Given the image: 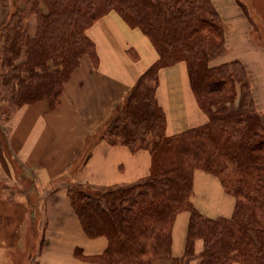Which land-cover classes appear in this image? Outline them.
Returning <instances> with one entry per match:
<instances>
[{
	"label": "trees",
	"instance_id": "1",
	"mask_svg": "<svg viewBox=\"0 0 264 264\" xmlns=\"http://www.w3.org/2000/svg\"><path fill=\"white\" fill-rule=\"evenodd\" d=\"M111 12L140 29L159 58L96 140L149 151L152 172L133 186L70 187L72 208L86 235L108 239L102 255L76 254L96 264H153L162 257L172 264H264V123L253 109L245 66L238 60L211 65L225 54V28L210 0H24L0 28V110L13 116L41 101L56 110L81 59L88 55L97 63L87 31ZM179 62L187 64L195 99L209 120L167 137L158 74ZM239 88L244 108L230 112ZM7 154L8 140L1 133L0 155ZM198 170L218 178L233 195L231 217H209L194 205ZM182 212L190 218L185 251L177 258L172 236Z\"/></svg>",
	"mask_w": 264,
	"mask_h": 264
},
{
	"label": "crops",
	"instance_id": "2",
	"mask_svg": "<svg viewBox=\"0 0 264 264\" xmlns=\"http://www.w3.org/2000/svg\"><path fill=\"white\" fill-rule=\"evenodd\" d=\"M3 1L0 28L24 0ZM210 1L225 28L226 53L214 66L236 60L245 66L253 109L261 114L264 123V50L252 36L254 24L237 0ZM87 35L96 45L97 63L88 55L81 59L64 87L61 105L54 111L44 101L25 105L10 122L9 156L4 158L9 170L0 157V264H17L20 254L29 256L27 264H96L83 257L102 255L108 248V239L86 235L72 208L70 187L133 186L152 172L149 151L133 152L105 140L91 144L89 139L105 126L116 109L124 106L141 75L158 60V53L140 29L128 26L116 12L98 20ZM187 72V64L179 62L158 74L157 100L167 116V137L201 127L209 120L195 99ZM241 95L239 88L235 105L243 107ZM15 160L20 167L19 180L13 169ZM202 172L194 173L191 199L196 193L209 194L214 200L203 207L214 213L201 212L209 217H230L235 199L227 197L218 178L210 175L216 179L210 181ZM26 179L30 180L29 186L22 183ZM222 191L223 199L217 198ZM186 213H180L174 224L172 250L177 258L185 251L190 218ZM171 261L162 257L152 263L172 264Z\"/></svg>",
	"mask_w": 264,
	"mask_h": 264
},
{
	"label": "rangeland",
	"instance_id": "3",
	"mask_svg": "<svg viewBox=\"0 0 264 264\" xmlns=\"http://www.w3.org/2000/svg\"><path fill=\"white\" fill-rule=\"evenodd\" d=\"M237 1H238L239 5H240L241 9H243L246 12V14L249 17L250 21H252V23L254 24V30L252 31L253 32L252 36L254 38L255 43L258 44L259 46H262L263 50H264V0H237ZM36 24H37L36 17L35 16L31 17L29 19V28H30V34L33 35V36L36 33V26H37ZM225 53H226V50H225ZM216 60L217 59H215V60H213L211 62L212 66H214V64H215L214 62ZM241 96H243V95H241ZM241 108H243L241 106V104L240 105L237 104V106L236 105H234V106L230 105V108H228V109L230 110V112H233V111H241V110H243ZM7 116H8V118H10L9 120H7V118H6ZM13 117H14V115L13 116L10 115L9 112L6 111V108L0 110V135L2 133V135L8 140V143H9V136H10V131H11V126H10L11 123L10 122L12 121ZM98 133H100V131ZM98 133H96V134H98ZM96 134L94 135L93 138L89 139L91 144L93 142L97 141L96 139H98V137L96 136ZM83 155H84V153H83ZM8 156H9V154L6 155V157H8ZM0 157H1V159L5 158V157H2L1 155H0ZM14 162H15V164L13 163V169H14V173H15L17 179H18L21 176L20 167H19V164H18V162L16 160ZM3 165H4L5 169L9 170V165L5 162V160H3ZM76 169H77V166L74 167L72 169V171L75 172ZM204 174H206V173H204ZM205 176H207L206 178H208V180H210V181L216 180L214 177H212V176H210L208 174L205 175ZM66 178H68V177H66ZM66 178H64V179H66ZM22 183L25 186H29L30 180L26 179L25 182H24V180H22ZM18 190H19V187L16 188L15 192H18ZM224 192L222 191V193L220 195H218L217 198L223 199L222 197H224L223 196ZM7 195L9 196L10 194H7ZM13 195H15V194L13 193ZM226 195H227V197L228 196L229 197L230 196L233 197V195H231V194H229L227 192H226ZM11 196H12V194H11ZM209 197H210L209 194L196 193V195L192 199L198 205L200 211L207 212V213L211 214V213H214V211H212L211 208L203 207V206H207V205L210 206V203L212 202V200H214V199L210 200ZM234 207H235V200H234ZM186 214H188V213H186ZM210 217L215 218L214 216H210ZM2 220H3V218H2ZM2 223H3V221H2ZM201 247H202V243L199 242L198 248H196V249L201 250L200 249ZM20 256L21 257L17 256V258H18V263L17 264H27L28 260H29V256L27 254H20Z\"/></svg>",
	"mask_w": 264,
	"mask_h": 264
}]
</instances>
